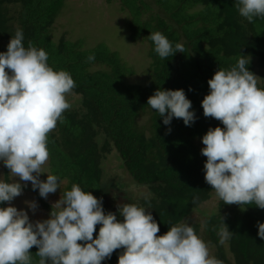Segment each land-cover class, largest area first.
<instances>
[{
  "label": "trees",
  "instance_id": "obj_1",
  "mask_svg": "<svg viewBox=\"0 0 264 264\" xmlns=\"http://www.w3.org/2000/svg\"><path fill=\"white\" fill-rule=\"evenodd\" d=\"M66 1L0 0V52H6L11 36L21 29L25 47L32 42L43 48L48 64L55 70L68 71L75 82L68 97L78 96L79 106L72 103L63 113L64 122H58L49 133L50 174L64 181L62 191L70 190L75 183L102 197L106 213H117V205L124 203L149 209L160 227L157 235H164L214 192L205 182L207 158L197 144L209 128L223 127L203 114L201 103L209 93L207 82L220 67L233 66L241 52L249 56V70L256 75V68H260L264 75V18L249 23L239 15L235 0H152L155 9L147 0H119L122 10H129V40L150 44V62L145 83H141L128 81L134 70L108 39L109 43L94 47H86V37L53 40V27ZM155 31L164 34L173 47L182 44L184 53L161 59L147 39ZM93 54L95 60L89 62L87 58ZM258 86L264 87V82H258ZM158 88L185 91L197 117L191 127L176 118L165 126L156 110L148 107V98ZM169 127L171 132L166 134ZM113 149L135 183L148 188V196L136 200L127 181L104 176L103 161ZM4 170V180L10 182L9 170ZM24 191L31 193V188ZM32 192L50 214L52 204L41 198L38 190ZM223 219L233 234L221 245L217 233ZM258 221L264 223V210L254 204H233L226 213L206 216L202 228L192 226L208 245L215 246V258L222 264H264V240L258 236ZM99 228L97 225L94 238ZM121 251L116 250L102 264H118ZM30 252L33 264H38V249L34 246Z\"/></svg>",
  "mask_w": 264,
  "mask_h": 264
},
{
  "label": "clouds",
  "instance_id": "obj_2",
  "mask_svg": "<svg viewBox=\"0 0 264 264\" xmlns=\"http://www.w3.org/2000/svg\"><path fill=\"white\" fill-rule=\"evenodd\" d=\"M234 6L249 23L264 18V0H235ZM147 39L161 59L184 53L182 44L173 47L160 31ZM48 59L46 51L32 42L25 47L21 29L11 36L6 52H0V163L16 178L11 182L0 178V264H33L34 246L38 264H102L118 249H122L118 264H222L210 255L208 243L186 218L157 235L160 227L149 209L124 203L117 205V213H106L102 197L75 183L62 191L64 181L44 171L49 133L64 122L63 113L70 107L67 96L75 87L71 74L55 70ZM87 60L94 61V54ZM249 64V56L241 52L233 66L220 67L208 80L203 114L223 127L208 129L201 155L207 158L205 182L219 200L264 210V87L258 86L260 78ZM147 105L165 126L176 118L191 127L197 119L183 89L158 88ZM170 132L169 127L166 134ZM43 174L46 180L40 178ZM21 182H31L32 190L45 200L61 190L49 218L32 222L28 211L11 206L28 186ZM25 204L35 214L38 204ZM257 228L264 240V223L258 221ZM232 234L223 219L219 243L223 245Z\"/></svg>",
  "mask_w": 264,
  "mask_h": 264
},
{
  "label": "rangeland",
  "instance_id": "obj_3",
  "mask_svg": "<svg viewBox=\"0 0 264 264\" xmlns=\"http://www.w3.org/2000/svg\"><path fill=\"white\" fill-rule=\"evenodd\" d=\"M147 2L155 9L152 0ZM130 21L129 10H122V6L119 0L109 3L107 0H67L64 11L61 13L57 22L55 23L52 31L53 40L58 42L62 37H66L68 40L77 41L86 37V47H94L98 43L108 42L113 45V50L119 51L121 57L127 62L128 66L134 70V75L128 77L130 82L145 83V71L148 68L150 59L148 57L150 44L147 41H140L132 43L129 40V30L127 23ZM108 39V40H107ZM112 49V48H111ZM256 76L258 82H264V75L260 68H256ZM78 96H67V102L69 105L76 103L78 105ZM77 101V102H76ZM142 122L146 121V118L141 119ZM103 141V140H102ZM199 149L201 150L204 145L201 141H198ZM2 163H0V178L4 180L5 170ZM45 172L49 171V159L43 166ZM104 176H115L121 181H127L129 183L128 189L130 193H133V198L136 200L143 199L148 196L149 191L147 187L140 186L130 177L129 173L122 167V163L119 160V156L114 149L107 155L103 161ZM9 172V171H8ZM10 182L16 178L9 173ZM42 180L47 179V174H43L40 177ZM27 183V188H31V182ZM126 183V182H125ZM64 184V183H63ZM63 188V187H61ZM60 190L58 189L55 194H49L47 200H44L53 204L59 199ZM23 191V194L17 197L11 206L17 207L18 210L28 211L30 220L35 222L37 220L43 221L49 218V214L43 210L36 200L33 194ZM25 201H35L38 207L35 214L26 207ZM9 205H6V207ZM231 205H225L223 201L219 200L215 192L212 193L211 198L202 203L187 220L192 225H202L206 216L212 214L226 213L230 209ZM227 247V245H226ZM210 255L214 256L217 253L215 246L209 245ZM230 257V256H229Z\"/></svg>",
  "mask_w": 264,
  "mask_h": 264
}]
</instances>
